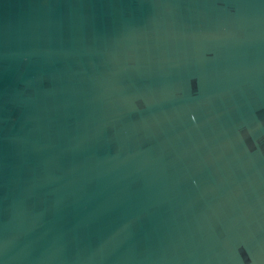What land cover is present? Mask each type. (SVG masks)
<instances>
[{
    "label": "water",
    "instance_id": "1",
    "mask_svg": "<svg viewBox=\"0 0 264 264\" xmlns=\"http://www.w3.org/2000/svg\"><path fill=\"white\" fill-rule=\"evenodd\" d=\"M0 264H264V0H0Z\"/></svg>",
    "mask_w": 264,
    "mask_h": 264
}]
</instances>
